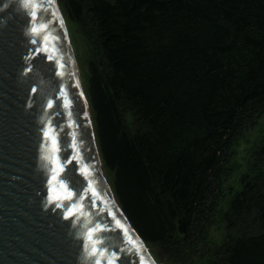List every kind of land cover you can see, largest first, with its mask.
<instances>
[{
  "label": "trees",
  "instance_id": "16d2710c",
  "mask_svg": "<svg viewBox=\"0 0 264 264\" xmlns=\"http://www.w3.org/2000/svg\"><path fill=\"white\" fill-rule=\"evenodd\" d=\"M57 1L87 45L107 180L145 246L165 264H264V134L218 209L264 115V0Z\"/></svg>",
  "mask_w": 264,
  "mask_h": 264
},
{
  "label": "water",
  "instance_id": "95a60500",
  "mask_svg": "<svg viewBox=\"0 0 264 264\" xmlns=\"http://www.w3.org/2000/svg\"><path fill=\"white\" fill-rule=\"evenodd\" d=\"M129 235L142 251H121ZM113 253L157 264L107 180L58 1L0 0V264H107Z\"/></svg>",
  "mask_w": 264,
  "mask_h": 264
},
{
  "label": "rangeland",
  "instance_id": "374dc122",
  "mask_svg": "<svg viewBox=\"0 0 264 264\" xmlns=\"http://www.w3.org/2000/svg\"><path fill=\"white\" fill-rule=\"evenodd\" d=\"M65 23L70 37V42L75 56V60L79 69L80 80L84 88L87 85V74H86V60L88 56L87 45L79 28L76 25L67 22L66 20ZM263 134H264V115L257 120L255 127L250 128L245 133L244 137L238 141V144L235 147L236 158H234L233 161L231 162L232 177L229 185L227 182L224 185L222 198H221L222 201L218 208L219 210H224L228 200L230 199L229 195L227 194L228 193L227 190L229 186L233 184H237V182L235 181L239 179L241 175L246 173L247 168L245 162L247 159H249L251 151H253V149L257 145H259L258 143L261 140ZM219 235L220 234H218L217 231L213 232V237L214 240H216V242H221V235L220 236ZM147 249L157 264H165V262L162 261L161 258H159L156 255L155 251H152V249H150L149 247H147Z\"/></svg>",
  "mask_w": 264,
  "mask_h": 264
},
{
  "label": "snow or ice",
  "instance_id": "6c2138e0",
  "mask_svg": "<svg viewBox=\"0 0 264 264\" xmlns=\"http://www.w3.org/2000/svg\"><path fill=\"white\" fill-rule=\"evenodd\" d=\"M32 30H33V32H37L38 31L36 28H33ZM48 107L49 108L52 107V102L51 101H49ZM65 107H69V103L68 102L65 103ZM44 136L46 138H48L50 136V130L44 131ZM53 142H55L54 137H53ZM53 190L54 189H50V191H53ZM49 202H53L51 198H50ZM62 206L63 205L61 203H57V207H62ZM72 214H73V212L72 211H69L66 214V217L65 218H67L68 215H72ZM91 239H92V236L89 235V240H91ZM124 244L126 245V247L125 248H122L121 251H126V250L137 251V252L142 251V249L140 248V246L135 243V241L132 239V237L130 235H129L128 240L127 241H124ZM95 252H96V249L93 248L92 249V254H95ZM101 255H103V253H101ZM117 259H119V257L115 253H113V256L107 261V264H115V261ZM96 264H100V261L97 260L96 261ZM141 264H144L143 257H141Z\"/></svg>",
  "mask_w": 264,
  "mask_h": 264
}]
</instances>
